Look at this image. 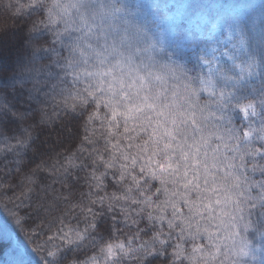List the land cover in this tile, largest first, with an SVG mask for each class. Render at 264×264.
<instances>
[{
  "label": "snow or ice",
  "instance_id": "1",
  "mask_svg": "<svg viewBox=\"0 0 264 264\" xmlns=\"http://www.w3.org/2000/svg\"><path fill=\"white\" fill-rule=\"evenodd\" d=\"M8 7L23 26L15 40H0V66L11 60L23 75L54 57L53 75L71 85L61 90L65 108L83 119L82 137L66 129L80 138L76 151L63 163L41 161L8 197L21 228L42 214L61 225L77 214L87 221L38 244L37 251L62 242L47 248L42 264H251L255 252L264 254V12L254 19L241 6L196 0H15ZM194 17L203 24L182 27ZM197 68L207 71L190 74ZM237 110L259 126L237 127ZM17 115L0 103V123ZM30 139L16 138V147ZM45 172L50 183L39 175ZM82 183L88 191L78 198ZM14 187L0 178V195ZM117 224L129 230L125 240L67 261L90 232L112 234L121 231Z\"/></svg>",
  "mask_w": 264,
  "mask_h": 264
},
{
  "label": "trees",
  "instance_id": "2",
  "mask_svg": "<svg viewBox=\"0 0 264 264\" xmlns=\"http://www.w3.org/2000/svg\"><path fill=\"white\" fill-rule=\"evenodd\" d=\"M259 0H196L198 3L223 5L225 8L233 6L244 7L255 19L264 12V9L256 6L260 4ZM152 2V0H145ZM171 4L189 3L191 0H167ZM15 3V0H0V40L5 42L15 40L14 35L17 30L23 26V19L18 17L13 8L8 5ZM173 11H182L174 9ZM203 24V21L198 18H192L191 21H185L182 27L193 28ZM257 39H258V33ZM220 38H227V32L221 31ZM219 47V45H217ZM12 59H14L12 57ZM54 57L44 56L42 59L35 61L30 65L31 71H25L23 75L19 74V70L12 66L11 60L6 61L0 66V103L11 107V110L17 112V118L14 122L0 123V178L5 183L10 182L16 187L7 189V195H0V264H42L41 255L46 254L47 248L53 244L62 245L59 239L49 243L47 248H42L37 251V245L47 240L49 236L57 233L60 227H72L83 230L86 227L87 221L82 215L77 214L76 218L65 217L64 225H61L58 220L53 217L40 215L32 216L27 219L23 227L15 225L14 218L10 215L12 204L9 203L8 197L13 195V192L21 191L22 177L29 174L41 161L47 165H52L56 161L64 162V157L76 151L79 144V139L76 136H69L66 129L77 128L80 132V137L84 135V129L80 125L83 124V119L74 121L72 114L65 108V96L67 92H62V88L71 85L61 84L55 78L53 73L58 72L52 65ZM192 68V64L187 65ZM195 71L206 72L207 68H197L190 74H195ZM16 79L9 81V77L15 75ZM255 87L259 88V80L255 81ZM20 92V96L17 94ZM31 93V96L29 95ZM14 95V97L12 96ZM13 97V98H12ZM68 103H72L69 99ZM246 103V101H245ZM29 109L24 111V107ZM26 110V109H25ZM24 115H20L23 114ZM233 122L237 127H247L249 122H254L259 126V120L252 117L250 114L245 118L244 114L237 110L233 113ZM27 129V132L25 131ZM28 133H31L29 146L26 149L16 147V138H24ZM65 133V134H64ZM59 136V139H55ZM103 144V141H100ZM11 149V150H10ZM19 152V155H17ZM78 154V153H77ZM79 155V154H78ZM46 182H51L52 177L48 173L39 174ZM83 175V173H81ZM53 188L59 189V184H52ZM112 187L108 188L109 192L114 191ZM77 197L80 192H87V185L82 183V186L77 188ZM35 198V193H33ZM23 214V213H21ZM58 215V214H54ZM111 219H107V228H111ZM7 225L6 229L4 226ZM39 226V227H38ZM116 231L110 234L109 231L99 229L89 233V239L80 247L73 246V250L68 252L67 261H86L92 255L99 252V246L106 242L123 241L129 234V230L123 227V224H117ZM35 229V232H33ZM14 237L18 245L23 249L20 250L14 242ZM92 237L96 238V247L92 246ZM147 239V237H144ZM251 238V237H250ZM255 257L260 256V252Z\"/></svg>",
  "mask_w": 264,
  "mask_h": 264
},
{
  "label": "rangeland",
  "instance_id": "3",
  "mask_svg": "<svg viewBox=\"0 0 264 264\" xmlns=\"http://www.w3.org/2000/svg\"><path fill=\"white\" fill-rule=\"evenodd\" d=\"M258 2H259L260 4H256V6L260 7V9H264V0H259ZM3 41H4V40H3ZM4 42H5V41H4ZM13 58L15 59V56H13ZM17 75H18V74H16V77H17ZM12 77H13V76H10V77L8 78L9 81H13ZM15 95L20 96L21 94H20V92H18V93L15 94ZM12 96L14 97L13 94H12ZM13 97H12V98H13ZM24 108L26 109V110L24 109L25 112H27V110L29 109L27 106H25ZM25 112H23L22 115H24ZM67 133H68V132H67ZM64 134H65V133H64ZM55 139H59V136H58L57 138H55ZM14 242H15V245L21 250L22 248L18 245V243H17L15 237H14ZM22 250H23V249H22ZM256 255H258V252H256ZM249 259H250L251 264H260L261 260H264V254H260V256H258V257L256 256L254 260L251 259V256L249 257Z\"/></svg>",
  "mask_w": 264,
  "mask_h": 264
}]
</instances>
